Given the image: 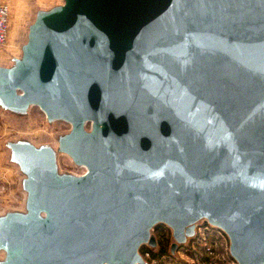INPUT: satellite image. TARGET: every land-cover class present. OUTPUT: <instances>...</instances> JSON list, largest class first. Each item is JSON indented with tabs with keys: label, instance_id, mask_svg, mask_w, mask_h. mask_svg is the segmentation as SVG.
I'll return each instance as SVG.
<instances>
[{
	"label": "water",
	"instance_id": "obj_1",
	"mask_svg": "<svg viewBox=\"0 0 264 264\" xmlns=\"http://www.w3.org/2000/svg\"><path fill=\"white\" fill-rule=\"evenodd\" d=\"M11 60L0 107L71 127L5 142L21 199L0 208V264H142L159 222L169 253L206 222L264 264V0H62Z\"/></svg>",
	"mask_w": 264,
	"mask_h": 264
},
{
	"label": "rangeland",
	"instance_id": "obj_2",
	"mask_svg": "<svg viewBox=\"0 0 264 264\" xmlns=\"http://www.w3.org/2000/svg\"><path fill=\"white\" fill-rule=\"evenodd\" d=\"M6 1L10 7V20L7 40L0 45V64L5 65L12 62L13 54L20 53V45L26 39V29L34 18L36 9L49 8L61 3L62 0ZM88 126L87 122L86 127ZM70 127L71 124L64 119H54L49 123L44 112L37 105H31L28 113L23 117L14 116L0 107V208L8 204L3 203V200L8 199L9 196L11 201L19 199L15 198L18 192L16 190L18 177L15 167L9 160V149L5 142L25 137L36 144L48 142L55 146L58 135L67 132ZM58 167L60 171L72 173L85 171L83 165L73 163L66 153L58 154ZM13 188L16 190L14 193ZM205 225H207L206 222L198 224L195 234L180 243L174 253H169V244L173 240L171 228L163 222L157 223L152 227L151 232L155 235L159 246L164 243L166 253L153 257L156 262L151 263L144 255L146 248L149 247L142 244L140 251L145 259L142 264H237L229 254L227 235L216 226L205 227Z\"/></svg>",
	"mask_w": 264,
	"mask_h": 264
},
{
	"label": "built area",
	"instance_id": "obj_3",
	"mask_svg": "<svg viewBox=\"0 0 264 264\" xmlns=\"http://www.w3.org/2000/svg\"><path fill=\"white\" fill-rule=\"evenodd\" d=\"M9 20H10L9 4L7 3L6 0H0V45L7 40ZM207 225H205V227H207ZM144 255L151 261V263L156 262L155 258L151 257V253L149 250H146L144 252Z\"/></svg>",
	"mask_w": 264,
	"mask_h": 264
},
{
	"label": "trees",
	"instance_id": "obj_4",
	"mask_svg": "<svg viewBox=\"0 0 264 264\" xmlns=\"http://www.w3.org/2000/svg\"><path fill=\"white\" fill-rule=\"evenodd\" d=\"M146 249L150 251L152 257H156L166 253V247L164 243L160 244V248L157 251L151 250L150 248H146Z\"/></svg>",
	"mask_w": 264,
	"mask_h": 264
},
{
	"label": "crops",
	"instance_id": "obj_5",
	"mask_svg": "<svg viewBox=\"0 0 264 264\" xmlns=\"http://www.w3.org/2000/svg\"><path fill=\"white\" fill-rule=\"evenodd\" d=\"M14 191H16L15 188L12 189V192H13V193H14ZM19 195H20V196H19ZM15 198H19V199H17V200L14 199L13 201H11V198H10V196H9L8 199L3 200V203H16V202L19 203V202H20V199H21V194L17 192Z\"/></svg>",
	"mask_w": 264,
	"mask_h": 264
},
{
	"label": "clouds",
	"instance_id": "obj_6",
	"mask_svg": "<svg viewBox=\"0 0 264 264\" xmlns=\"http://www.w3.org/2000/svg\"><path fill=\"white\" fill-rule=\"evenodd\" d=\"M2 260H3V255L0 254V262H2Z\"/></svg>",
	"mask_w": 264,
	"mask_h": 264
},
{
	"label": "bare ground",
	"instance_id": "obj_7",
	"mask_svg": "<svg viewBox=\"0 0 264 264\" xmlns=\"http://www.w3.org/2000/svg\"><path fill=\"white\" fill-rule=\"evenodd\" d=\"M229 254H230V252H229ZM230 256H231V254H230ZM232 257V256H231ZM233 258V257H232ZM234 259V258H233ZM234 261H236L235 259H234ZM237 263V262H236Z\"/></svg>",
	"mask_w": 264,
	"mask_h": 264
}]
</instances>
